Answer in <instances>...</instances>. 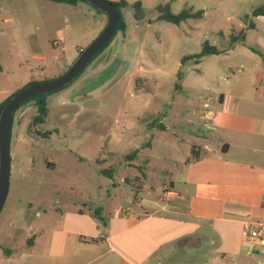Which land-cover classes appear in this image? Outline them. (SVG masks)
<instances>
[{
  "label": "rangeland",
  "instance_id": "374dc122",
  "mask_svg": "<svg viewBox=\"0 0 264 264\" xmlns=\"http://www.w3.org/2000/svg\"><path fill=\"white\" fill-rule=\"evenodd\" d=\"M107 1L130 5L121 10L125 31L116 33L71 86L48 96L44 123H34L36 100L15 113L14 133L18 137L10 147V186L0 223L11 208H25L29 202L46 207L53 202L48 196L54 197L58 191L73 189L77 199L89 193L99 195V185L82 173L96 174L100 166L115 169L114 180H103L111 190L118 182L134 196L136 190L126 179L132 183L137 176L136 183L142 174L125 166L130 151L152 142V152L140 155L136 164L143 166L150 156V166L156 169L168 153L183 155L187 147L184 141L210 144L199 141V135L209 132L200 120L205 113L203 103L208 99L215 104L217 96L228 92L233 83L252 80L251 63L238 71L244 58L237 53L206 55L200 61L184 63L182 58L201 53L207 42L226 49L231 36L241 30L243 18L264 0ZM136 2L145 11L140 21L134 17L132 6ZM166 4L175 15L185 9L204 14L179 25L158 20V7ZM12 9L27 19L0 26V62L5 59L9 66L14 64L16 76L21 66L23 74L31 68L37 82L42 83L62 75L107 24L101 23L105 14L84 0L74 4L30 0L7 4L5 13H12ZM255 22L258 28L249 33V41L264 39V18ZM34 42L39 45L37 50ZM12 52L15 60L9 59ZM42 67H46L44 73ZM9 80L0 73V103L9 96L3 92L10 88ZM260 93L264 100V91ZM252 98L259 100V96ZM162 122L168 127L165 133H161ZM166 143L172 146L167 149ZM53 163L55 168L48 166Z\"/></svg>",
  "mask_w": 264,
  "mask_h": 264
},
{
  "label": "crops",
  "instance_id": "0c3cea01",
  "mask_svg": "<svg viewBox=\"0 0 264 264\" xmlns=\"http://www.w3.org/2000/svg\"><path fill=\"white\" fill-rule=\"evenodd\" d=\"M28 1L0 0V26L24 22L27 16L15 9L5 13V6ZM261 17L252 18V29L244 23L245 39L224 52L244 58L239 72L251 63L252 80L235 82L217 103L207 99L202 105L200 120L209 132L199 141L210 144L184 141L183 155L168 153L156 169L150 156L143 166L136 164L152 152V142L133 149L138 154L125 166L142 167L140 181L126 179L134 196L118 182L111 190L101 172L106 167L100 166L96 174L82 173L99 185V195L77 199L70 188L48 196L53 202L46 207L29 202L11 208L0 223V264H264V249L245 236L247 227L264 224V39L248 40ZM107 21L103 15L101 23ZM15 56L12 52L9 59ZM14 66L0 62V73L11 78L3 91L9 96L38 78L31 68L23 74V66L16 76ZM160 129L168 131L163 122ZM17 137L13 122L11 144Z\"/></svg>",
  "mask_w": 264,
  "mask_h": 264
},
{
  "label": "water",
  "instance_id": "95a60500",
  "mask_svg": "<svg viewBox=\"0 0 264 264\" xmlns=\"http://www.w3.org/2000/svg\"><path fill=\"white\" fill-rule=\"evenodd\" d=\"M93 7L103 11L108 21L98 37L83 49L70 67L59 77L49 81L30 85L17 92L4 106L0 113V213L6 202L10 186L11 169V130L12 119L19 107L26 101L54 93L74 81L91 63L96 55L114 38L120 24L117 7L107 0H84Z\"/></svg>",
  "mask_w": 264,
  "mask_h": 264
},
{
  "label": "trees",
  "instance_id": "16d2710c",
  "mask_svg": "<svg viewBox=\"0 0 264 264\" xmlns=\"http://www.w3.org/2000/svg\"><path fill=\"white\" fill-rule=\"evenodd\" d=\"M57 1H63V2H68V3H73L74 4L78 0H57ZM112 3L117 7V9L119 10V13H120V17H119L120 18V24H119V28H118L117 32H119V31H125V29H126V23H125L124 19L122 18L123 16H122V11L121 10L129 7L130 5L126 1L112 2ZM132 7L134 8V17H135V19L137 21L142 20V18L145 17V11L142 8V4L140 2H136V3H134V5ZM95 9L99 13L105 14L103 11H101V10H99L97 8H95ZM158 11L160 13L159 16H158V18H157L158 20H165V21L167 20L168 22L174 23L176 25H179V24H181V23H183V22H185V21H187L189 19H200V18L203 17V14H204L203 11H195L194 12L192 9H185L181 13L175 15V14H172L171 13L168 4H166L164 6H159L158 7ZM258 16H264V2L260 6L256 7L255 9H253V11L250 14H247L243 18L242 21L247 26V29L246 30L254 28V24H253V22L251 20H252V18L258 17ZM246 30L239 31L238 34H233L231 36V43L229 44V46L226 49H217V48H215V46L209 45V43L207 42V43H205L203 45V48H202L201 53L195 54V55L184 56L182 58V63H184V62H186L188 60H191V59H198V61H200V59L202 57L206 56V55H212V54L219 55V54H222V53L226 52L237 41H239V40L242 41V40L245 39ZM112 41H113V39L110 41V43ZM110 43L106 47H104L96 55V57L91 61V63L88 66H90L98 58V56L101 55L105 51V49L110 45ZM88 66L84 69V71L88 68ZM83 72L75 80H77L83 74ZM75 80L72 81L71 83H69L68 85H66L64 88L60 89L59 91L64 90V89L68 88L69 86H71L73 84V82H75ZM38 83H41V82L32 81L29 84L25 85L24 87H22L20 89H17V91H15L6 100H4L2 103H0V113L3 110L4 106L7 104V102L17 92H19L21 89H23L25 87H28V86L34 85V84H38ZM59 91H56V92L50 93V94H46V95H42V96H38V97H34V98H32V99H30V100H28V101H26L24 103V104H26V103H28L30 101L36 100L38 113H37V115L34 118V123H37V124L44 123V119H45V117L48 114L47 98H48V96H50L52 94H55V93H57ZM23 105H21L19 108H21ZM15 113H14L13 119H12V127H13ZM11 132H12V130H11ZM137 154H138V150H132L128 155H126V159L127 160H134L135 157L137 156ZM193 155H194V153H193ZM139 169L142 170V167H140ZM101 172L106 177H109L111 179L114 178L115 169H113L112 167L111 168H105Z\"/></svg>",
  "mask_w": 264,
  "mask_h": 264
},
{
  "label": "built area",
  "instance_id": "2783aa9c",
  "mask_svg": "<svg viewBox=\"0 0 264 264\" xmlns=\"http://www.w3.org/2000/svg\"><path fill=\"white\" fill-rule=\"evenodd\" d=\"M245 236L264 249V224L255 223L247 227Z\"/></svg>",
  "mask_w": 264,
  "mask_h": 264
}]
</instances>
